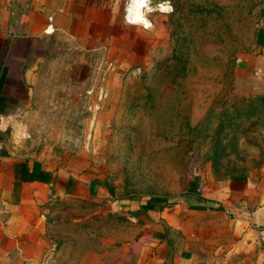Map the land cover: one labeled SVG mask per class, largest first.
Segmentation results:
<instances>
[{"label":"rangeland","instance_id":"rangeland-1","mask_svg":"<svg viewBox=\"0 0 264 264\" xmlns=\"http://www.w3.org/2000/svg\"><path fill=\"white\" fill-rule=\"evenodd\" d=\"M111 4L104 40L46 28L19 41L9 111L23 117L4 146L59 166L84 161L113 197H163L170 206L195 175L246 174L264 217V80L242 66L260 50L264 0H171V14L149 15L151 30L124 22L127 0ZM185 213L203 264H264L251 218ZM41 220L0 264H154L139 223L96 202L58 198Z\"/></svg>","mask_w":264,"mask_h":264},{"label":"crops","instance_id":"crops-1","mask_svg":"<svg viewBox=\"0 0 264 264\" xmlns=\"http://www.w3.org/2000/svg\"><path fill=\"white\" fill-rule=\"evenodd\" d=\"M113 1L118 0H0V113L15 104L9 88L19 41L43 35L49 26L54 31L49 28L48 33L81 32L84 38L104 40L115 20ZM259 41V52L242 66L264 80V12ZM251 181L246 174H238L223 182H211L200 174L171 206L163 197L122 199L113 197L106 180L84 161L71 160L59 166L50 160L23 158L5 145L0 150V259L6 248L25 247L40 229L41 218L53 201L80 198L96 202L119 218L137 221L142 248L154 264H203L186 230L187 208L224 212L241 222L251 218L260 226L264 224L262 204Z\"/></svg>","mask_w":264,"mask_h":264},{"label":"clouds","instance_id":"clouds-1","mask_svg":"<svg viewBox=\"0 0 264 264\" xmlns=\"http://www.w3.org/2000/svg\"><path fill=\"white\" fill-rule=\"evenodd\" d=\"M157 11L162 14H171L174 11L171 0H162L154 7L152 0H127L124 21L128 25L142 26L145 30H151L153 23L148 17ZM49 31L52 29L50 28Z\"/></svg>","mask_w":264,"mask_h":264},{"label":"built area","instance_id":"built-area-1","mask_svg":"<svg viewBox=\"0 0 264 264\" xmlns=\"http://www.w3.org/2000/svg\"><path fill=\"white\" fill-rule=\"evenodd\" d=\"M23 2L28 3V0H23ZM124 15H125V10H124ZM49 20H51V18H49ZM49 28H51V26H49L47 30ZM22 117H23V112L21 111V109H14L6 113H0V150L4 148V136L6 135V133H8L9 130L12 129L14 125L17 123V121ZM257 234H258V241L260 245L264 248L263 226L258 227Z\"/></svg>","mask_w":264,"mask_h":264},{"label":"trees","instance_id":"trees-1","mask_svg":"<svg viewBox=\"0 0 264 264\" xmlns=\"http://www.w3.org/2000/svg\"><path fill=\"white\" fill-rule=\"evenodd\" d=\"M221 211V209H219Z\"/></svg>","mask_w":264,"mask_h":264},{"label":"bare ground","instance_id":"bare-ground-1","mask_svg":"<svg viewBox=\"0 0 264 264\" xmlns=\"http://www.w3.org/2000/svg\"><path fill=\"white\" fill-rule=\"evenodd\" d=\"M52 29V28H51ZM53 31V30H52Z\"/></svg>","mask_w":264,"mask_h":264}]
</instances>
